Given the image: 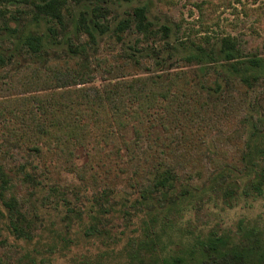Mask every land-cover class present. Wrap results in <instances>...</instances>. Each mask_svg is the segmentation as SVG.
Instances as JSON below:
<instances>
[{
  "label": "trees",
  "instance_id": "1",
  "mask_svg": "<svg viewBox=\"0 0 264 264\" xmlns=\"http://www.w3.org/2000/svg\"><path fill=\"white\" fill-rule=\"evenodd\" d=\"M66 2L43 0L37 9L61 21ZM148 14L147 4L138 6L113 28L96 19L102 34L111 30L104 43L105 56L90 57L85 48L76 47L65 57L23 64L10 77L0 79V199L7 210L6 227L18 238L31 239L11 190L15 183L6 178V167L12 164L23 175L22 181L39 189V175L66 173L81 182V190L91 191V196L79 197L77 207L72 208L68 200L63 204L70 212L64 219L67 226L78 220L83 236L100 244L95 251L77 256V264H264L261 217H243L234 230L189 232L170 217L187 216L183 197L172 193L178 179L176 167L164 165L148 183H142L143 143L153 150L145 154L150 162L158 147L170 153L178 136L186 144L207 148L211 139L224 157V161L214 160L211 191H224L229 200L264 194V147L248 145L228 154L223 146L243 140V129L226 136L228 127L246 116L242 96L231 92L226 101H210L186 70L168 78L130 71L114 81L106 78L115 61L130 64L119 54L118 45L132 29L149 35ZM85 28L91 37V29L86 24ZM41 43L32 31L23 46L40 55ZM240 56L235 41L224 37L219 57L235 62ZM194 58L202 63L213 60L200 48ZM254 62L258 66L260 60ZM240 78L235 86L246 87L249 77ZM206 87L220 88L216 81ZM130 130L131 137L127 136ZM157 130L166 132L167 138L157 135ZM162 153L166 154L163 149ZM124 182L131 192L120 187ZM154 199L159 207L142 216V205ZM161 212L171 219L161 221ZM134 216L139 219L134 228L115 229V220L127 217L132 222ZM6 248L7 239L0 235V264H7ZM49 260L42 259V264H51Z\"/></svg>",
  "mask_w": 264,
  "mask_h": 264
},
{
  "label": "rangeland",
  "instance_id": "2",
  "mask_svg": "<svg viewBox=\"0 0 264 264\" xmlns=\"http://www.w3.org/2000/svg\"><path fill=\"white\" fill-rule=\"evenodd\" d=\"M42 3L43 0H0V79L10 77L23 64L65 57L76 47L81 51L85 48L90 57L105 56L104 43L111 30L102 34L95 24L96 19L113 28L136 7L147 4L148 19L152 22L149 35L135 29L129 31L117 49L130 64L124 66L120 60L115 61L113 72L106 78L114 81L127 71L168 78L176 71L186 70L210 101H226L231 92L245 101L246 116L228 127L226 133L228 136L243 129V140L225 142L223 146L228 154L248 148V145L264 147V0H67L62 7L61 21L39 13L37 6ZM85 24L91 29L93 38L86 32ZM32 31L42 39L40 55L32 54L23 46ZM224 37L233 39L241 51L235 62L219 57ZM199 48L206 50L213 60L202 63L194 58ZM258 59L260 63L256 66L254 61ZM240 77H249L246 87L235 86L234 81ZM213 81L220 86L219 90L206 87ZM97 82L102 81L98 79ZM156 134L167 138V133L161 130ZM131 135V130L127 131V136ZM208 145L209 148L203 144H186L177 136L171 143L170 153L166 147H158L154 152L156 157L147 162L145 154H152L153 150L144 142L140 153L142 183H148L164 165L176 167L178 179L172 193L183 197L187 216L171 214L170 217L189 232L234 230L243 217H261L264 222V194L240 196L230 201L224 191L210 190L208 185L216 169L214 160L220 153L213 140L209 139ZM162 149L166 154L161 155ZM220 159L224 161V157ZM6 169V178L15 183L11 190L17 209L25 219L23 225L32 234L31 239L18 238L8 231L7 210L0 199V235L7 239L4 257L7 264H32L33 261L42 264V259H50L51 264H77V256L93 252L100 246L83 236L78 220L75 219L70 227L64 221L70 213L63 206L64 201H69L74 208L80 204L79 197L85 199L84 194L92 195L90 190L80 189L79 180L66 173L39 175L36 180L42 183L39 189L32 182L22 181L23 175L18 174L12 164ZM120 187L129 192L133 190L126 182ZM237 191L242 193V189ZM158 202L154 199L150 204H143L142 216L154 206L158 208ZM159 211L163 210L159 208ZM158 218L165 222L171 219L164 217L162 212ZM129 220L127 217L115 220V229L126 230L127 225L134 228L139 221L137 216L132 222Z\"/></svg>",
  "mask_w": 264,
  "mask_h": 264
}]
</instances>
